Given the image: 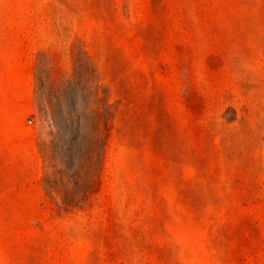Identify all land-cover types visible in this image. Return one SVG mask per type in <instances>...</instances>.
<instances>
[{"label":"rangeland","instance_id":"obj_1","mask_svg":"<svg viewBox=\"0 0 264 264\" xmlns=\"http://www.w3.org/2000/svg\"><path fill=\"white\" fill-rule=\"evenodd\" d=\"M0 264H264V0H0Z\"/></svg>","mask_w":264,"mask_h":264}]
</instances>
